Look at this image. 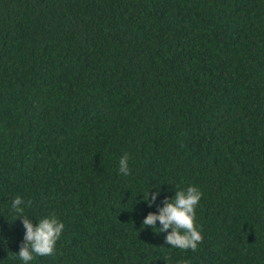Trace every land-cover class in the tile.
Masks as SVG:
<instances>
[{
  "label": "trees",
  "instance_id": "trees-1",
  "mask_svg": "<svg viewBox=\"0 0 264 264\" xmlns=\"http://www.w3.org/2000/svg\"><path fill=\"white\" fill-rule=\"evenodd\" d=\"M189 186L195 252L141 226ZM18 215L29 264H264V0H0V264Z\"/></svg>",
  "mask_w": 264,
  "mask_h": 264
},
{
  "label": "clouds",
  "instance_id": "clouds-1",
  "mask_svg": "<svg viewBox=\"0 0 264 264\" xmlns=\"http://www.w3.org/2000/svg\"><path fill=\"white\" fill-rule=\"evenodd\" d=\"M128 155L125 153L119 161V172L125 176L129 174ZM159 191L149 193L145 199L149 207L155 202ZM202 193L194 186H189L185 190H178L171 198L163 200V206L158 207V214L149 212L143 219V227L158 229L157 232H167L164 237L165 242L173 248L180 250H191L195 252L198 244L202 241V235L194 224L195 207L201 199ZM23 200L17 196L12 200L11 207L16 213H22ZM21 219L24 236L23 242L19 246V252L16 253L24 264H29L36 256L54 255L55 245L59 240L64 229L62 222H59L54 216L42 218L35 225L28 218ZM159 221L160 227H156ZM171 229V231H168Z\"/></svg>",
  "mask_w": 264,
  "mask_h": 264
}]
</instances>
